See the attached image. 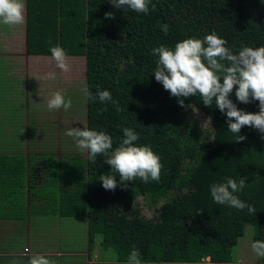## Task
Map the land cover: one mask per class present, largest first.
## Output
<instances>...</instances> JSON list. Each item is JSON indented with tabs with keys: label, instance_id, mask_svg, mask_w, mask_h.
I'll return each instance as SVG.
<instances>
[{
	"label": "trees",
	"instance_id": "trees-1",
	"mask_svg": "<svg viewBox=\"0 0 264 264\" xmlns=\"http://www.w3.org/2000/svg\"><path fill=\"white\" fill-rule=\"evenodd\" d=\"M107 12L114 18H106ZM25 13L28 55L51 56L50 47L59 45L66 55L85 57L84 128L108 133L114 148L122 129L132 128L140 137L136 143L160 157L161 178L123 188L117 176V188L109 191L99 177L118 173L102 156L91 163L87 152L70 142L60 157L23 148L0 152V219L12 212L21 220L31 214L83 216L87 255H93L99 235L101 248L112 249L119 264H127L133 249L141 263L232 262L248 223L254 229L252 242L264 240L262 134L245 126L240 135L247 138L235 142L226 115L215 104L205 107L199 96L185 98L190 107H181L155 80L158 57L152 52L161 44L174 47L212 32L233 52L264 46V0H151L147 15L116 9L109 0H25ZM162 24L169 26L167 35ZM98 90L110 91L122 110L90 99ZM230 99L240 109L259 111L258 101L239 103L235 91ZM190 109L211 120V139L206 140ZM241 176L247 177V186L237 195L255 207V215L217 205L211 197V184ZM140 195L155 207L153 218L136 206Z\"/></svg>",
	"mask_w": 264,
	"mask_h": 264
},
{
	"label": "clouds",
	"instance_id": "clouds-1",
	"mask_svg": "<svg viewBox=\"0 0 264 264\" xmlns=\"http://www.w3.org/2000/svg\"><path fill=\"white\" fill-rule=\"evenodd\" d=\"M116 9H130L136 13L149 14L151 0H109ZM152 10H155L153 6ZM106 18H114L113 12L105 13ZM23 0H0V23L16 26L24 22ZM161 31L168 34L169 26L162 24ZM227 41L215 32L206 34L202 39L189 37L178 41L174 47L161 44L152 49L157 56L156 67L153 70L155 80L162 84L170 96L178 98L181 107L185 98L199 96L205 107L213 104L226 115L227 128L234 136L235 142H242L247 137L240 135L245 126L256 129L264 139V46H244L237 52L226 47ZM51 60L56 68L67 72L69 65L66 52L59 45L50 47ZM49 79H55V72L48 73ZM235 91L236 100L242 104L258 101V112H248L237 107L230 99ZM90 99L100 103H112L116 111H121L108 90H98ZM72 107L70 99L57 91L47 100L49 111ZM106 110V109H105ZM123 138L118 146L113 147L112 137L104 131L90 130L81 127L67 129L66 135L71 137L76 147L87 152L88 160L95 164L97 157H104V163L110 166L118 175H101L99 180L105 190L114 191L117 188L116 177L119 176L120 186L126 188L129 182L140 180L143 183L159 182L162 164L160 157L148 145L136 142L139 135L132 128L124 127ZM247 177L239 180L226 177L223 182L210 185V194L217 205L227 206L255 215L253 205L241 200L240 193L247 186ZM199 214V213H197ZM252 253L258 258H264V240H254L251 243ZM140 254L133 249L128 256L127 264H141ZM29 264H52L43 255L32 256Z\"/></svg>",
	"mask_w": 264,
	"mask_h": 264
},
{
	"label": "rangeland",
	"instance_id": "rangeland-1",
	"mask_svg": "<svg viewBox=\"0 0 264 264\" xmlns=\"http://www.w3.org/2000/svg\"><path fill=\"white\" fill-rule=\"evenodd\" d=\"M23 3L25 15V0ZM66 60L69 69L63 72L56 68L51 56L28 55L25 47V19L22 24L16 26L0 23V152L13 153L15 149L23 148L25 153L52 151L60 157L65 145L69 142L70 145L75 144L74 140L66 135V131L72 127L85 126V57L66 55ZM50 72H55L54 80L48 78ZM57 91L64 95L65 100L72 101L69 110H48L47 100ZM188 113L201 126L206 140L211 139V120L197 109H190ZM38 177L37 180H41ZM135 204L144 217L153 218L156 215L155 207H151L144 196H137ZM52 220L57 221L53 224ZM21 221V225L14 223L20 226V232L24 234L20 243L26 244L28 236L29 243L32 241L33 245H37L33 241L35 234L49 231L55 234L54 231H57V237L66 248L72 246L80 251L84 247L86 253L87 222L83 216L31 214ZM253 234V226L246 224L244 234L233 251L234 262L239 263L242 257H256L251 250ZM99 242L100 236L97 235L94 249L96 255L109 260L114 258L116 261L115 252L112 249L104 250ZM246 261L250 262L248 259Z\"/></svg>",
	"mask_w": 264,
	"mask_h": 264
},
{
	"label": "crops",
	"instance_id": "crops-1",
	"mask_svg": "<svg viewBox=\"0 0 264 264\" xmlns=\"http://www.w3.org/2000/svg\"><path fill=\"white\" fill-rule=\"evenodd\" d=\"M52 221L54 224L57 220ZM15 222H18L19 225L22 224L20 217L14 215L13 212L11 216L5 214L0 219V264H29L30 258L35 255L45 256L52 264H79L80 262H84V264H116L114 258L109 260L108 258L98 257L95 251L89 257L87 253H84V247L80 251L73 249L72 246L66 248L57 237V233H59L57 231H54L55 234L51 233L53 231L35 234L33 241L37 245H33L32 241L29 243L30 237L28 236L26 244L20 243V238L24 237V234H21V228L18 224L14 225ZM12 225L14 226L11 228ZM67 249L68 251H66ZM244 259L246 257L239 259V263L234 261L213 263L206 258L195 264H264L263 258L253 257L252 260L247 258L250 262Z\"/></svg>",
	"mask_w": 264,
	"mask_h": 264
}]
</instances>
